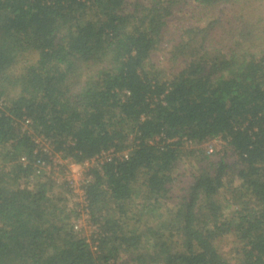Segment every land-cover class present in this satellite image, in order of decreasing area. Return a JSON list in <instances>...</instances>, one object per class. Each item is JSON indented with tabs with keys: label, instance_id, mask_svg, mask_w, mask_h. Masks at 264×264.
<instances>
[{
	"label": "trees",
	"instance_id": "16d2710c",
	"mask_svg": "<svg viewBox=\"0 0 264 264\" xmlns=\"http://www.w3.org/2000/svg\"><path fill=\"white\" fill-rule=\"evenodd\" d=\"M0 163V264H264V0H0Z\"/></svg>",
	"mask_w": 264,
	"mask_h": 264
},
{
	"label": "built area",
	"instance_id": "2783aa9c",
	"mask_svg": "<svg viewBox=\"0 0 264 264\" xmlns=\"http://www.w3.org/2000/svg\"><path fill=\"white\" fill-rule=\"evenodd\" d=\"M29 122V120H27ZM38 139L45 140L49 142L45 137L43 136H37L36 142L38 143ZM50 143V142H49ZM51 145V144H50ZM38 146L39 143H38ZM45 150V149H44ZM114 148H110L108 150H103L99 154L93 156L90 159L85 160L81 163H76L72 160V158L65 156L63 153L54 152V158L50 157V160H36L35 165L37 166V174H40L43 172V169H47V167H54V169L63 170V175L60 176V178L63 180L69 187L74 200L79 203H83V208L78 209L79 213L81 214L78 219L75 221V229H83V221L85 216H89V210L87 209V197L85 192V183L87 180H89L88 172L91 169V167L97 166L105 161L111 160L114 156L119 157V159H127L129 157V152L127 150L125 151H119ZM20 162L23 164L28 163V159L25 155L20 157ZM61 167H64L61 168ZM78 167L80 169L79 173H72V170L74 168ZM87 177V178H86ZM79 202V203H78Z\"/></svg>",
	"mask_w": 264,
	"mask_h": 264
},
{
	"label": "rangeland",
	"instance_id": "374dc122",
	"mask_svg": "<svg viewBox=\"0 0 264 264\" xmlns=\"http://www.w3.org/2000/svg\"><path fill=\"white\" fill-rule=\"evenodd\" d=\"M18 67L20 68L21 67V64H19ZM156 139L159 140V137H156ZM38 143H39L40 147H42L43 149H45V151L49 154V156L51 158H54L53 148H52V146L50 145L49 142H47L45 140L38 139ZM225 145L226 144H225V142L223 140H221V139H214V140H212L211 142H209L206 145V147H205L206 151L205 152L208 153L209 155H212L213 158H218L220 156H225V149H226L225 148ZM188 147H192V146H188ZM1 164L2 163H0V165ZM189 165H190V162L189 163H186V164H183L182 163V166L177 167V171L176 172H180V173H182L183 171L185 172L186 171L185 168L189 167ZM61 168L64 169V167H61ZM76 172L77 173L80 172V169L78 167H76V168H74V170H72V173H76ZM63 173H64L63 170H60L59 171L56 168L54 169V167H50V168L47 167V169H43V172L40 173L41 176L40 177L38 176V178H36V179L39 181V183H42V184H47V182H49L50 179L53 180V181L55 180L57 184H61V183L64 182L63 180H65V179L62 180L60 178V176L63 175ZM53 187H54V185H53ZM57 190H58V188H57ZM64 193H66V191ZM69 196H70V199H71L70 202L73 203V201H75L74 198H73V196H71L70 193H69ZM76 206L78 207V209H81V208L84 209L83 203L76 204ZM88 218H89V216L88 217L85 216L84 217L83 224H82L83 227H84L83 228V231H84V233H87V235L91 232L90 229L96 228V227H94V226L91 225V223L88 221ZM229 242H230V240H227L226 241V248L228 247Z\"/></svg>",
	"mask_w": 264,
	"mask_h": 264
}]
</instances>
